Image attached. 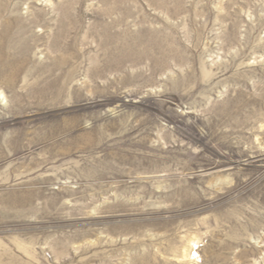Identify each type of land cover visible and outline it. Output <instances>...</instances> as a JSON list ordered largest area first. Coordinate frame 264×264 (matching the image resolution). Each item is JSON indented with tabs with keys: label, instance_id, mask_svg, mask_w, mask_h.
Returning <instances> with one entry per match:
<instances>
[{
	"label": "rangeland",
	"instance_id": "rangeland-1",
	"mask_svg": "<svg viewBox=\"0 0 264 264\" xmlns=\"http://www.w3.org/2000/svg\"><path fill=\"white\" fill-rule=\"evenodd\" d=\"M0 264H264V0H0Z\"/></svg>",
	"mask_w": 264,
	"mask_h": 264
},
{
	"label": "bare ground",
	"instance_id": "bare-ground-1",
	"mask_svg": "<svg viewBox=\"0 0 264 264\" xmlns=\"http://www.w3.org/2000/svg\"><path fill=\"white\" fill-rule=\"evenodd\" d=\"M2 94H0V97H1Z\"/></svg>",
	"mask_w": 264,
	"mask_h": 264
}]
</instances>
